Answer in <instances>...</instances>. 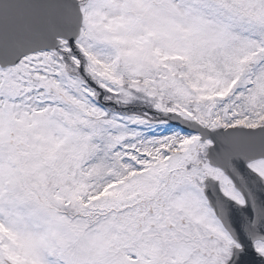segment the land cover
I'll list each match as a JSON object with an SVG mask.
<instances>
[{"label":"snow or ice","instance_id":"snow-or-ice-1","mask_svg":"<svg viewBox=\"0 0 264 264\" xmlns=\"http://www.w3.org/2000/svg\"><path fill=\"white\" fill-rule=\"evenodd\" d=\"M0 264H264V0H0Z\"/></svg>","mask_w":264,"mask_h":264}]
</instances>
